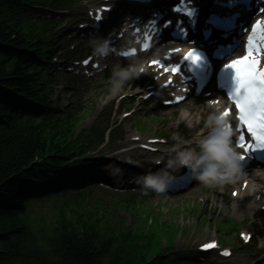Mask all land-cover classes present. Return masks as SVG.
<instances>
[{
    "label": "trees",
    "instance_id": "16d2710c",
    "mask_svg": "<svg viewBox=\"0 0 264 264\" xmlns=\"http://www.w3.org/2000/svg\"><path fill=\"white\" fill-rule=\"evenodd\" d=\"M38 46L24 24L0 7V264H169L154 258L152 237L123 238L110 226L83 216L61 212L51 224L30 223L17 194L23 180L32 185L43 179L37 162L58 151L61 135L23 125L6 109L17 102L4 92L37 99L20 51Z\"/></svg>",
    "mask_w": 264,
    "mask_h": 264
},
{
    "label": "clouds",
    "instance_id": "9594fccd",
    "mask_svg": "<svg viewBox=\"0 0 264 264\" xmlns=\"http://www.w3.org/2000/svg\"><path fill=\"white\" fill-rule=\"evenodd\" d=\"M88 44L92 56L98 60L106 59L113 53L111 36L91 34ZM128 46H135V41L132 40ZM124 60L126 63H116L112 67L108 79L112 96L121 95L125 86L145 71L144 60L139 56H128ZM185 120L188 127L194 126L192 119L186 117ZM201 123L202 131L192 140L184 139L179 133L171 136L173 143L156 160L162 167L134 177V183L141 186L145 195L149 191L157 194L169 191L178 178L177 173L183 170H186L185 175L208 187L222 186L236 180L242 171L241 159L233 143L234 132L228 126L224 110L220 106L210 105L206 115L196 116L195 124ZM127 162L133 163L131 159ZM121 172L119 167H111L112 176H118Z\"/></svg>",
    "mask_w": 264,
    "mask_h": 264
},
{
    "label": "snow or ice",
    "instance_id": "6c2138e0",
    "mask_svg": "<svg viewBox=\"0 0 264 264\" xmlns=\"http://www.w3.org/2000/svg\"><path fill=\"white\" fill-rule=\"evenodd\" d=\"M259 11L264 13V8H260ZM96 18H100V16L97 15ZM257 30L260 31L262 39H264V21L254 25L252 29L253 37H255ZM187 58L199 62L201 56L198 52H190ZM85 63L88 62L85 61ZM260 64L261 61L256 58L252 38H250L248 54L228 65V67L235 70L236 87L231 95L239 108V120L247 126L252 138L256 141L254 146L248 145L250 150L264 148V68H261ZM169 71L178 72L179 70L172 68ZM244 139L243 136H240V147H245ZM241 159H244V157H241ZM213 246L206 245L205 247Z\"/></svg>",
    "mask_w": 264,
    "mask_h": 264
},
{
    "label": "rangeland",
    "instance_id": "374dc122",
    "mask_svg": "<svg viewBox=\"0 0 264 264\" xmlns=\"http://www.w3.org/2000/svg\"><path fill=\"white\" fill-rule=\"evenodd\" d=\"M66 96H68L69 99H73V98H74V94H73V93H68V94H66ZM64 97H65V95L63 96V98H64ZM90 97H93V96L90 95ZM163 115H166V113H163ZM160 116H162V114H161ZM91 121H92V115H89L88 117L86 116L85 121H83V122L79 125V127H78L79 130H80V128H82V127H87V126L91 123ZM257 183H259V182H257ZM263 185H264V181H263L262 183H260V186H261V187H262ZM235 187H236V186H235ZM198 194H199L198 192H195L194 194L189 195V196H185V197H183V198H181V199H180V198H179V199H174V200H172V201H170V200H171V199H170L168 202H167V198H165V199H161V201H162V208H163L164 211H167V210H169V209H174V208H176V207H183V206H185V203H186V202H189L192 198H194V197L197 196ZM166 202H167V203H166ZM222 203H223V199H222V198H219V206L216 208V210H213V211H215L216 214L219 216V219H221V218H228V217L231 216V214L229 213V211H223V212H220V209H221V205H222ZM151 204H152V203H151ZM119 212L121 213V215L126 216V217L128 218L129 221H132V220H133V219H132L131 217H129L128 214H127L125 211H123L122 209H120ZM118 216H119V213H118ZM178 221L181 222L180 217L178 218ZM182 226H183V228L187 227V229H188V228H191L192 231L195 230L194 233L191 235V236H192L191 239H193L194 237H196V234H197V230H198V228H197V225H196V223H195L194 220L187 221V222L183 223ZM210 235H211V233L209 232V235L206 237V239H207L208 237H210ZM203 236H205V235H203Z\"/></svg>",
    "mask_w": 264,
    "mask_h": 264
},
{
    "label": "bare ground",
    "instance_id": "6f19581e",
    "mask_svg": "<svg viewBox=\"0 0 264 264\" xmlns=\"http://www.w3.org/2000/svg\"><path fill=\"white\" fill-rule=\"evenodd\" d=\"M114 9H116V7H114ZM255 160V159H252ZM71 174H77L75 173H71ZM261 180H264V176L263 175H254L251 180H250V185L247 188V191L245 193L239 192L238 195L236 196L237 193H232L227 200L229 202L233 201L234 203L241 204V203H245L244 206L249 204V200L253 199L255 196V193L260 192L259 190L262 188L260 186V183L262 182ZM259 182V183H257ZM242 198H247L244 202H241ZM235 199V200H234ZM189 211V210H188ZM196 212V210L194 211Z\"/></svg>",
    "mask_w": 264,
    "mask_h": 264
}]
</instances>
